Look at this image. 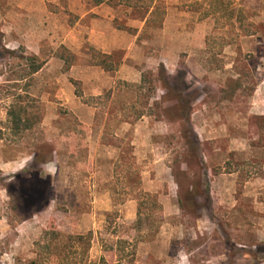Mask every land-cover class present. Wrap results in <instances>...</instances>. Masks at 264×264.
Segmentation results:
<instances>
[{
    "label": "rangeland",
    "instance_id": "1",
    "mask_svg": "<svg viewBox=\"0 0 264 264\" xmlns=\"http://www.w3.org/2000/svg\"><path fill=\"white\" fill-rule=\"evenodd\" d=\"M205 1L0 0V264H264V0Z\"/></svg>",
    "mask_w": 264,
    "mask_h": 264
},
{
    "label": "trees",
    "instance_id": "2",
    "mask_svg": "<svg viewBox=\"0 0 264 264\" xmlns=\"http://www.w3.org/2000/svg\"><path fill=\"white\" fill-rule=\"evenodd\" d=\"M92 2L94 6L108 4L112 8L124 7L130 9L133 12L139 13L140 16L138 18L142 21L144 20L146 24L149 23V25L152 23L159 10L158 0H92ZM204 11L203 18H225L231 25H235L242 21L241 11L235 7V2L233 0H206ZM19 60L25 62L24 68H26V70H24L25 73L22 75V79L31 78L38 73L43 66V62L39 61V58L35 55L21 56ZM160 67L161 69L156 75V77H158L156 81L159 82L161 89L168 93L170 91V85L166 79L163 66L161 65ZM106 69L109 70V68ZM152 77L153 73L149 72V100L156 91L155 82L151 79ZM144 80L145 74H142V81ZM12 97V101L6 109L10 130L15 133H20L32 128V117L26 108L22 106V97L20 95H13ZM175 99L179 106L180 119L185 125H188L192 110L184 103L181 95L177 96ZM34 176V179L47 185L45 180L40 176V173ZM16 178L20 179V175ZM138 219L140 220V212H138ZM90 239V233L87 235H69L67 237V240L74 244L82 245L84 248L86 247V250L90 246Z\"/></svg>",
    "mask_w": 264,
    "mask_h": 264
},
{
    "label": "crops",
    "instance_id": "3",
    "mask_svg": "<svg viewBox=\"0 0 264 264\" xmlns=\"http://www.w3.org/2000/svg\"><path fill=\"white\" fill-rule=\"evenodd\" d=\"M100 7H101V5L96 6L97 9L100 8ZM101 50H102L103 53L108 54V55H111L112 52H113L115 49H114V48H107L106 46H103V47L101 48Z\"/></svg>",
    "mask_w": 264,
    "mask_h": 264
}]
</instances>
